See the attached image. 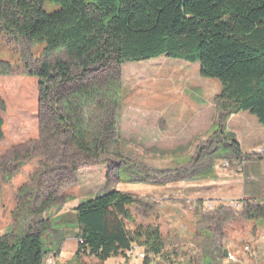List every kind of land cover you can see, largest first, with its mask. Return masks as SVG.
<instances>
[{"label":"rangeland","instance_id":"obj_1","mask_svg":"<svg viewBox=\"0 0 264 264\" xmlns=\"http://www.w3.org/2000/svg\"><path fill=\"white\" fill-rule=\"evenodd\" d=\"M57 8L48 4L45 11ZM43 48L8 33L0 21V109L5 108L0 192L6 203L17 204L16 189L24 184L38 188L41 200L55 190L58 203L43 217L63 209L70 219L73 207L98 194L134 193L140 201L131 208L135 222L160 227L175 264H264V222L253 226L245 218L247 204L264 201V195L221 199L218 188L210 186L255 181L242 168L264 161L257 159L264 155V127L247 113L226 115L216 100L218 81L201 77L198 64L164 57L97 73L93 83L116 87L117 131L107 141L114 156L107 155L105 165L85 163L63 140L53 145L41 134L50 124L41 117L38 87L28 71L38 65ZM102 98L103 106L110 104ZM98 116L105 117L103 110L90 116L91 126ZM232 141L251 159L237 162ZM205 233L207 238L201 236ZM140 253L137 248L127 259L107 264H141ZM86 263L97 262L88 258Z\"/></svg>","mask_w":264,"mask_h":264},{"label":"trees","instance_id":"obj_2","mask_svg":"<svg viewBox=\"0 0 264 264\" xmlns=\"http://www.w3.org/2000/svg\"><path fill=\"white\" fill-rule=\"evenodd\" d=\"M48 4L57 10L46 12ZM0 21L8 33L44 45L28 71L41 117L50 124L41 134L53 145L63 140L85 163L105 165L107 155L114 156L107 141L117 131L115 84L103 89L92 81L126 63L164 57L198 64L201 77L219 82L216 100L226 115L247 113L264 127V0H0ZM69 86L75 88L63 94ZM104 96L109 105L101 104ZM100 110L105 117L91 126L90 116ZM4 136L0 115V141ZM231 144L237 162L251 159ZM37 190L28 184L16 189L11 225L0 236V264H44L43 238L51 225L43 214L58 198L52 190L41 200ZM138 203L135 195L112 190L78 204L74 264L127 259L137 248L141 264H175L160 227L135 222L131 208ZM245 218L253 226L264 222V201L248 203Z\"/></svg>","mask_w":264,"mask_h":264},{"label":"crops","instance_id":"obj_3","mask_svg":"<svg viewBox=\"0 0 264 264\" xmlns=\"http://www.w3.org/2000/svg\"><path fill=\"white\" fill-rule=\"evenodd\" d=\"M242 174L247 177L248 175H251L253 178L255 177V181L251 183L248 181L245 182L244 179H242L241 182L230 181L213 183L210 186H216V188H218L216 192L219 191L218 196L221 197V199L227 197L233 198L234 196L236 199L248 197L254 200L262 197V195H264V161L247 164V167L242 168ZM207 186L208 185H205V188ZM228 190H230L229 193ZM136 191L141 193L138 190ZM3 197L4 196L0 192V236L10 227L11 220L9 214L15 207V204L6 203L7 200ZM70 203L71 200L66 202L64 207L70 205ZM74 209L75 207L72 209L73 215L70 219L65 215L69 211L63 209L51 217L48 216L51 229L43 238L44 252L45 258L52 257L55 264H74V255L77 250L76 236L79 233V226L76 221ZM52 224L56 225V229L52 228ZM223 256L226 257L224 253Z\"/></svg>","mask_w":264,"mask_h":264},{"label":"built area","instance_id":"obj_4","mask_svg":"<svg viewBox=\"0 0 264 264\" xmlns=\"http://www.w3.org/2000/svg\"><path fill=\"white\" fill-rule=\"evenodd\" d=\"M263 234H264V232H263ZM133 254H134V250H133V249H132L131 252H128V256H129V255H133ZM138 257H139V258H144L143 253H140V254L138 255ZM226 257H228L229 259L233 260V256H226ZM44 264H55V262H54V259H53L52 257H46V258H45V261H44Z\"/></svg>","mask_w":264,"mask_h":264},{"label":"water","instance_id":"obj_5","mask_svg":"<svg viewBox=\"0 0 264 264\" xmlns=\"http://www.w3.org/2000/svg\"><path fill=\"white\" fill-rule=\"evenodd\" d=\"M224 254H225V256H226V252L224 251Z\"/></svg>","mask_w":264,"mask_h":264}]
</instances>
